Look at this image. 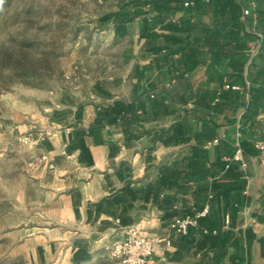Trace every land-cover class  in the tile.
Wrapping results in <instances>:
<instances>
[{
    "label": "crops",
    "instance_id": "0c3cea01",
    "mask_svg": "<svg viewBox=\"0 0 264 264\" xmlns=\"http://www.w3.org/2000/svg\"><path fill=\"white\" fill-rule=\"evenodd\" d=\"M119 6L121 73L57 105L35 148L26 262L103 264L136 227L163 239L146 264H264V0ZM208 201L196 228L168 232Z\"/></svg>",
    "mask_w": 264,
    "mask_h": 264
},
{
    "label": "rangeland",
    "instance_id": "374dc122",
    "mask_svg": "<svg viewBox=\"0 0 264 264\" xmlns=\"http://www.w3.org/2000/svg\"><path fill=\"white\" fill-rule=\"evenodd\" d=\"M119 2L0 0V264H28L22 236L42 220L24 192L56 106L96 97L121 73L130 44L117 35ZM105 252L103 264H129Z\"/></svg>",
    "mask_w": 264,
    "mask_h": 264
},
{
    "label": "built area",
    "instance_id": "2783aa9c",
    "mask_svg": "<svg viewBox=\"0 0 264 264\" xmlns=\"http://www.w3.org/2000/svg\"><path fill=\"white\" fill-rule=\"evenodd\" d=\"M189 5L188 3L185 4ZM244 15H249V11L245 10ZM228 88V86L226 87ZM235 89V88H234ZM246 103L248 102V95L245 96ZM217 141L212 142L216 144ZM237 153H240L238 148ZM43 161L47 160V156H41ZM212 199V196H208V200ZM210 209V202L208 201L201 211L195 212L193 215H187L182 218L174 219L168 226V232L170 234L185 235L189 228H196L198 226V220L206 217ZM229 218L225 217V225H228ZM216 232H213L215 234ZM163 239L148 236L141 233V231L133 227L129 230V236L123 240H116L106 245L105 250L112 256L121 259L125 263L129 264H146L148 258L152 255L155 247L162 242ZM166 244L169 241L166 240Z\"/></svg>",
    "mask_w": 264,
    "mask_h": 264
},
{
    "label": "trees",
    "instance_id": "16d2710c",
    "mask_svg": "<svg viewBox=\"0 0 264 264\" xmlns=\"http://www.w3.org/2000/svg\"><path fill=\"white\" fill-rule=\"evenodd\" d=\"M3 1H6V0H3ZM125 23H126L125 21L118 20V21H116V27H118L120 25H124ZM17 65H16V67L23 71L22 75H24V76L30 75V77H36L37 76L36 72H35V68L33 66L27 65L25 63L21 64L20 62H18ZM25 83H27V82H25Z\"/></svg>",
    "mask_w": 264,
    "mask_h": 264
}]
</instances>
